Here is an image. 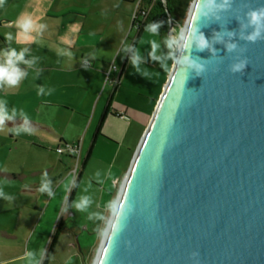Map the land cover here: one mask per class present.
<instances>
[{"label":"water","instance_id":"water-1","mask_svg":"<svg viewBox=\"0 0 264 264\" xmlns=\"http://www.w3.org/2000/svg\"><path fill=\"white\" fill-rule=\"evenodd\" d=\"M260 8L191 1L116 199L122 228L113 240V210L94 264H264V29L247 39Z\"/></svg>","mask_w":264,"mask_h":264},{"label":"rangeland","instance_id":"rangeland-1","mask_svg":"<svg viewBox=\"0 0 264 264\" xmlns=\"http://www.w3.org/2000/svg\"><path fill=\"white\" fill-rule=\"evenodd\" d=\"M191 1L184 12L171 17L165 32L158 28L146 31L150 22L139 28L136 23L131 25L135 3L119 9L114 0H98V11L93 9L85 20L46 16L40 7L52 2L59 5L57 0H23L22 11L18 15L15 12L14 20L0 25V62L8 49L18 53L24 50V59L32 62L17 64L26 75L16 86H0V102L12 117L0 127V264H94L145 130L141 131V125L135 122L118 121L116 112L141 105L149 110L155 97L154 111L173 65L171 46L179 40ZM22 16H30L37 28L30 33L34 37L30 41L18 38L15 21ZM97 27L98 34L94 33ZM7 34H11L10 40H6ZM85 43L98 46V65L104 78L110 62L118 70L125 69L118 81L111 74L109 79L114 83L103 79L99 88L98 114L105 101V84L121 86L109 110L114 118L105 116L98 128L102 136L91 144L89 155L85 143L92 126L86 133L88 121L83 124L70 111L46 105V100L85 101L81 89L65 86L76 74L62 67L69 60H81L74 50ZM130 55L131 63L130 58L125 63ZM21 120L36 126L20 124ZM104 133L110 141L103 137ZM57 134L63 135L67 144H80L77 164L75 159L67 160L66 151L61 155L53 151L59 140ZM47 171L50 178L44 174ZM42 180L48 184V191H39ZM49 183L53 184L52 190ZM83 198L89 203L81 210L76 205ZM11 256L16 258L9 260Z\"/></svg>","mask_w":264,"mask_h":264},{"label":"crops","instance_id":"crops-1","mask_svg":"<svg viewBox=\"0 0 264 264\" xmlns=\"http://www.w3.org/2000/svg\"><path fill=\"white\" fill-rule=\"evenodd\" d=\"M57 1L60 2L59 5H55L52 2L48 4L47 7H40L41 10L45 12L46 16L53 17V18L57 16H68V17L85 20L88 13L91 12L93 9L96 8V12L98 11V0H57ZM114 1L117 3V8L119 9L120 8L125 9L123 6L124 4L131 5L135 3V0H114ZM22 7H23V0H4L3 5H0V25L3 22L8 23L9 21L7 20H14L13 17L15 16V12L18 15V13L22 11ZM144 24L145 23L142 22L140 26L136 25V27L137 28L143 27ZM131 25H133L132 21H131ZM95 32L98 34V27L95 29L94 33ZM75 48L76 49L74 50V52H77V54L79 55V59L81 60H69V63L62 66L63 69H65L66 71H69L72 74L73 73L76 74L75 77L71 78L69 81H66V83L64 84L67 87H75V88L81 89L84 93L83 96H85V101L84 99L83 100L70 99L68 101H63L62 103H59L58 101H55V100H46V101H49V103L46 105L60 106L64 110L70 111L73 115L79 116L83 124H85L88 121V127L86 130V133L88 129L92 126L89 139H87L85 143L88 148L86 153L87 155H89V153L92 150L91 144L96 143L98 141V137L102 136L100 135L101 132L100 133L98 132V128L102 124L105 116L111 115L109 114L110 106L113 105L112 103L113 99L118 95L121 86L116 88V87H113L112 85H108L107 83L105 84L104 89H106V95H105V101H104L103 108H102L103 111L101 110V112L98 114V111H97L98 91H99L100 86L102 85L103 79H105L104 72L100 69L98 65V46L93 45L92 43L90 44L85 43L83 45L76 46ZM84 58L88 59L87 61L89 62V64L83 63ZM128 58H130L129 63H131L132 61L131 55L127 56L124 62L126 63ZM124 72H125L124 67H121L120 70H118V67L116 66V69L111 70L109 75L111 76V74H113V76L117 77V80H118L119 77L124 75ZM109 82L114 83L113 80H109ZM158 89H157V92H158ZM154 98L152 99L151 108L149 110H147V107L143 105H141V107L139 106V107L129 108L126 106L125 108H121L122 109L121 111L116 112L117 120L120 121L122 119L126 121V123H129V124L130 123L132 124L133 122H135L137 125H141V131H142L144 127L146 128V125L148 124L151 114L153 112L152 105H153ZM94 100H95V105L94 107H92ZM52 102L56 104H53ZM80 113H83V115H80ZM111 117L114 118L113 115H111ZM18 122L20 124L24 123L30 127L36 126L25 120H21ZM43 126H46V125H43ZM86 133L84 134V137L82 139V146H84ZM57 136L59 140L55 148L59 145H64V143L67 144L63 135L57 134ZM108 136L109 135L107 133H104L103 137L110 141V138ZM8 137L11 138V135H8ZM32 145L35 148H39V149L43 148L42 146L38 144H32ZM55 148L53 150L54 152H56ZM79 156H80V149H79L78 157L75 155L69 154V153H67L66 157L68 161L75 159L76 164H77L79 160ZM44 174H47L48 175L47 177L50 178L49 171L44 172ZM1 175L7 177L8 174H1ZM118 176L119 175H116L114 178L117 179ZM11 177H13V175ZM41 182L43 183L44 181L42 180ZM49 187L52 190L53 184L49 183ZM63 188H64L63 190H65L66 186ZM63 193L64 191H62V194ZM14 258H16V256H11L9 257V260L14 259Z\"/></svg>","mask_w":264,"mask_h":264},{"label":"clouds","instance_id":"clouds-1","mask_svg":"<svg viewBox=\"0 0 264 264\" xmlns=\"http://www.w3.org/2000/svg\"><path fill=\"white\" fill-rule=\"evenodd\" d=\"M3 3L4 0H0V5H3ZM248 22L253 26L254 30L251 34L248 35L247 39L254 42L260 37L261 30L264 29V8L250 11L248 13ZM15 25L19 29L18 38L20 40L30 41L34 39V37L30 35V33H32L33 31H37V28L30 16H22L17 18V20L15 21ZM40 27L42 28L43 25H41ZM156 27L157 25L155 24L150 25L148 28H146V31L155 32ZM11 38V34L6 35V40H10ZM195 43L198 50H204L208 47V41L203 36H201L199 40L195 41ZM3 57V61L0 62V86L7 85L10 87H14L18 84L21 78L26 75V73L22 72L17 67V64L23 62L30 65L32 62L24 59V50H21L18 53L15 49H8L7 51L3 52ZM189 67H194L198 70H202L201 65L195 64L192 61H189ZM241 67L242 64H234L232 66V70L239 71ZM5 119H12V117L9 116V114L4 110L2 102H0V127L3 126ZM39 191H48V184L43 183L40 186ZM49 195H52V193L49 192ZM88 203L89 201L87 200V198H83L76 205V207L82 210L83 208L87 207ZM114 210L116 211L117 221L113 226V240H115L116 235L122 228L120 217L124 215L123 207L116 208L114 206Z\"/></svg>","mask_w":264,"mask_h":264},{"label":"trees","instance_id":"trees-1","mask_svg":"<svg viewBox=\"0 0 264 264\" xmlns=\"http://www.w3.org/2000/svg\"><path fill=\"white\" fill-rule=\"evenodd\" d=\"M190 1L191 0H158V2L151 7L146 22L157 25L156 28L165 32L167 29V22L171 20V17L176 16V14L180 12H184ZM132 24L135 23L132 22Z\"/></svg>","mask_w":264,"mask_h":264},{"label":"built area","instance_id":"built-area-1","mask_svg":"<svg viewBox=\"0 0 264 264\" xmlns=\"http://www.w3.org/2000/svg\"><path fill=\"white\" fill-rule=\"evenodd\" d=\"M155 0H135V9L133 11L132 14V22L136 23L137 26H140V24H142V22L144 21V19L146 18V16L148 15L151 7L153 6ZM84 64H89L88 61L83 62ZM116 69V65L113 62H110L109 64V68L106 71L105 75V80L109 81V73L111 70ZM116 81H118L116 79ZM79 149L80 146L78 143L75 144H64V145H59L55 148V151L58 154H62L64 151H66V153L75 155L78 157L79 155Z\"/></svg>","mask_w":264,"mask_h":264},{"label":"bare ground","instance_id":"bare-ground-1","mask_svg":"<svg viewBox=\"0 0 264 264\" xmlns=\"http://www.w3.org/2000/svg\"><path fill=\"white\" fill-rule=\"evenodd\" d=\"M182 31H183V29H182ZM175 42V41H174ZM178 42H179V40L177 41V42H175L176 44H178ZM122 187V186H121ZM119 195V194H118ZM117 202V201H116ZM116 202H115V205H116ZM114 205V206H115ZM113 210H114V208H113ZM113 212V211H112ZM105 233H106V231H105ZM104 238V237H103ZM100 249V248H99Z\"/></svg>","mask_w":264,"mask_h":264},{"label":"flooded vegetation","instance_id":"flooded-vegetation-1","mask_svg":"<svg viewBox=\"0 0 264 264\" xmlns=\"http://www.w3.org/2000/svg\"><path fill=\"white\" fill-rule=\"evenodd\" d=\"M147 16H148V15H147ZM147 16H146V18L144 19L143 23H146Z\"/></svg>","mask_w":264,"mask_h":264}]
</instances>
